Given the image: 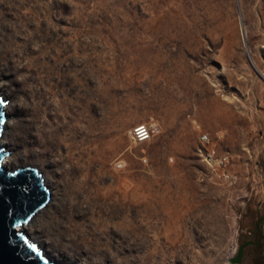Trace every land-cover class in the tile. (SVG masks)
<instances>
[{"label":"rangeland","instance_id":"rangeland-1","mask_svg":"<svg viewBox=\"0 0 264 264\" xmlns=\"http://www.w3.org/2000/svg\"><path fill=\"white\" fill-rule=\"evenodd\" d=\"M0 18L4 165L51 192L30 241L69 264H226L258 239L264 0H0ZM143 121L158 132L134 144ZM235 264H264L262 244Z\"/></svg>","mask_w":264,"mask_h":264},{"label":"water","instance_id":"water-1","mask_svg":"<svg viewBox=\"0 0 264 264\" xmlns=\"http://www.w3.org/2000/svg\"><path fill=\"white\" fill-rule=\"evenodd\" d=\"M5 102L0 92V138L7 116ZM6 154L0 139V264H69L45 253L37 243L30 241L26 233L18 230L46 204L49 189L35 167L8 169L3 162ZM260 236L259 231L256 241L246 240L241 243L231 262L240 263L245 247L257 244Z\"/></svg>","mask_w":264,"mask_h":264},{"label":"built area","instance_id":"built-area-1","mask_svg":"<svg viewBox=\"0 0 264 264\" xmlns=\"http://www.w3.org/2000/svg\"><path fill=\"white\" fill-rule=\"evenodd\" d=\"M158 132V124L156 121H143L132 127L128 136L132 143L140 144L151 139ZM199 155L209 165L213 171L218 172V169L224 170L228 163V157L226 155L217 156L214 148L211 146V139L207 133H201L199 136ZM145 161V157L142 158ZM124 162L120 159L116 162L117 168H122ZM225 178L233 180L234 178L228 174L224 175ZM232 182V181H231ZM237 251V245L233 246L230 255H234Z\"/></svg>","mask_w":264,"mask_h":264},{"label":"bare ground","instance_id":"bare-ground-1","mask_svg":"<svg viewBox=\"0 0 264 264\" xmlns=\"http://www.w3.org/2000/svg\"><path fill=\"white\" fill-rule=\"evenodd\" d=\"M42 19L44 20V18H46L47 17V15L49 16L50 15V12L48 11V6H47V4H44L43 5V9H42ZM3 20V18H0V22ZM25 22V18H22V23H24ZM39 27H40V21L38 20L37 21V29H39ZM14 32H15V29H14ZM9 45H10V42H4V41H2V42H0V58H4L6 55H7V52H8V50H9ZM44 62V61H43ZM43 62L41 63V65L39 66V67H42L43 66ZM261 75L264 77V73H261ZM7 105H6V103H4V108H5V110L7 109ZM8 125H9V119L7 118V119H5V122L3 123V125H2V132H1V137H2V135H3V133H4V131H6L7 130V127H8ZM7 158H5L4 159V161L6 160ZM3 161V162H4ZM77 184H80V181L77 183ZM50 194H51V192L49 191V197H50ZM48 203L46 202V204L43 206V207H41L36 213H34V215L31 217V219L27 222V223H29L30 221H32L36 216H38L39 214H41L43 211H44V208H45V206L47 205ZM27 223H25L23 226H21L20 228L18 227V230H24V227H26V224ZM24 232V231H23ZM226 264H235V263H233V262H231V261H228V262H226Z\"/></svg>","mask_w":264,"mask_h":264},{"label":"crops","instance_id":"crops-1","mask_svg":"<svg viewBox=\"0 0 264 264\" xmlns=\"http://www.w3.org/2000/svg\"><path fill=\"white\" fill-rule=\"evenodd\" d=\"M253 218V221H252V224H251V226H246L245 228H244V230H249V231H251V230H255V229H257V230H259V224H258V218H257V216H254V217H252ZM261 238H262V242H261V244H262V252L264 253V225H262V229H261Z\"/></svg>","mask_w":264,"mask_h":264},{"label":"flooded vegetation","instance_id":"flooded-vegetation-1","mask_svg":"<svg viewBox=\"0 0 264 264\" xmlns=\"http://www.w3.org/2000/svg\"><path fill=\"white\" fill-rule=\"evenodd\" d=\"M262 242V238H261V236H260V241L257 243V244H260Z\"/></svg>","mask_w":264,"mask_h":264}]
</instances>
